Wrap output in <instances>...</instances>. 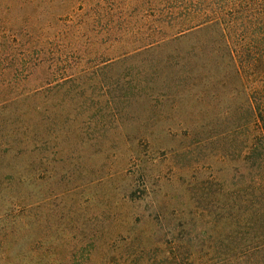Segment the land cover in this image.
<instances>
[{
  "label": "rangeland",
  "instance_id": "1",
  "mask_svg": "<svg viewBox=\"0 0 264 264\" xmlns=\"http://www.w3.org/2000/svg\"><path fill=\"white\" fill-rule=\"evenodd\" d=\"M256 111L264 0H0V264H264Z\"/></svg>",
  "mask_w": 264,
  "mask_h": 264
},
{
  "label": "trees",
  "instance_id": "2",
  "mask_svg": "<svg viewBox=\"0 0 264 264\" xmlns=\"http://www.w3.org/2000/svg\"><path fill=\"white\" fill-rule=\"evenodd\" d=\"M182 3H183V6L186 7L185 11L183 12L184 13V16L187 13L191 12V9L190 8L200 7L201 6V4H198V5H195V6H191L190 3H186V2H182ZM231 10H234V8L232 7ZM176 17H178V15H174V17H172V18H176ZM219 26H221V23H220L219 20L201 22L199 24H196V25H193V26L188 27L190 29L183 30L182 33L185 32V31H188V32L183 33V34H180L179 33L180 35H179V37L178 36L177 37H178V39H180V38H183V37H185L187 35H190L192 33H195V32H192L191 30H193V31L194 30H197V29H201L202 30L205 27H214V28H217ZM201 30H197V31H201ZM181 35H184V36H181ZM32 97H35V98H32ZM36 99L38 100V96L37 95H31V96H28L27 98H23V99H19V100L15 101L14 103L11 104V107H18V105L22 101H23V103L27 104L28 101H30V103H31L32 101H35ZM35 105H37V103L36 102H33L32 103V106H35ZM38 109H39V111H41V105H38ZM38 109H36V113L37 114L39 113ZM14 114L15 113H13L12 115L15 116ZM255 115H256L255 117L257 118L256 119L257 122L258 121L259 122H263V124H264V118L262 117V113L260 111L259 112L256 111ZM259 127H260V131H261V137L264 138V127H262V124L260 126V123H259ZM2 137L5 140L0 143V157L3 156V153L4 152H7V151L9 152V151H11L13 149H14V151L11 153L13 155V157L16 158L17 156H20L19 155L20 152H18V149H21L22 148V146L24 145V141L21 139V137H18V131L16 130V127L13 126V129L10 131V133L9 134H4ZM38 137H39L38 136V131H34L33 134H32V136H31V139L32 140L33 139H36V142L39 144ZM6 138H8V139H6ZM34 148H35V152H36L37 151V148L36 147H34ZM255 148L256 149H259V145L258 146L256 145ZM260 148L264 150V142L262 143V145L260 146ZM1 159H3V158H1ZM13 179H14L13 173H10L9 175L0 174V185L1 186L10 185L11 184V180H13ZM176 256L180 257L181 254L180 255H176L175 254L172 258L178 260V257H176ZM181 263L182 262H180L178 264H181Z\"/></svg>",
  "mask_w": 264,
  "mask_h": 264
}]
</instances>
